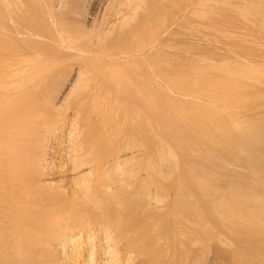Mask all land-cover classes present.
Masks as SVG:
<instances>
[{
    "label": "bare ground",
    "instance_id": "1",
    "mask_svg": "<svg viewBox=\"0 0 264 264\" xmlns=\"http://www.w3.org/2000/svg\"><path fill=\"white\" fill-rule=\"evenodd\" d=\"M175 22L264 42V27L258 26L264 23V0H0V264H128L120 205L111 207L112 199L133 202L147 215L151 234L174 216L169 203L158 205L170 195L183 204L180 211L204 219L197 197L184 190L179 172L173 174L180 147L165 139L183 135L184 103L161 94L160 87H174L192 100L203 91L210 105L201 110L207 121L200 141L213 135L216 144L238 140L254 157L248 163L260 165L254 174L264 175V101L246 102L264 99V58L223 67L224 76L219 64L209 62L196 74L176 70L171 44L162 40L173 35ZM193 171L191 179L208 185L210 177ZM258 180L231 182L230 194L209 196L214 217L236 232L261 236L264 178Z\"/></svg>",
    "mask_w": 264,
    "mask_h": 264
},
{
    "label": "rangeland",
    "instance_id": "2",
    "mask_svg": "<svg viewBox=\"0 0 264 264\" xmlns=\"http://www.w3.org/2000/svg\"><path fill=\"white\" fill-rule=\"evenodd\" d=\"M177 1L178 0H174L175 3ZM172 9L173 10L176 9V11H177L176 7H173ZM230 10L231 9H226L225 11H230ZM235 11L237 12L238 15L242 14L241 9L237 8V9H235ZM175 12L173 11L172 14H174V16H177V13H175ZM244 18H247L246 20L249 21L248 16H246ZM244 18H242V19H244ZM179 24H181L180 26H184V27L179 28V26H178ZM258 24H259L258 26L264 27V23H258ZM202 25H201V23H198L196 25H192L191 23L186 24V23L175 22V24L172 26V30L174 31L173 32L174 37H173V35L170 38H165V36L162 37V40H169V42L171 44L170 48H172V49L170 50V53H171V60H173V62H174L173 63L174 69H176V70L179 69V71H189V72H192L193 74H196V70L198 67H200V65H203L204 63L209 62V63L219 64L222 67V71H221V67L218 68L220 71L219 74L223 75L224 74L223 67L224 68H226V66L237 67V65L240 62L242 64H247L251 60H258L260 58L261 59L264 58V45H263L264 42H262V41L250 42L246 37H242L243 39H241L240 37L235 38V37L229 35L228 32L226 33L224 31L217 30V29L212 30L206 24H202ZM210 40L211 41L214 40V41L211 42ZM229 44H230V46H229ZM242 45H243V48H241ZM183 46L185 48V49L183 48L184 50L181 49ZM185 46H187V49L189 47V50H187ZM245 46H247V47H245ZM233 47L236 49H234ZM252 49L254 52L252 51ZM257 49H259L261 51H258ZM189 51H191V52H189ZM255 53H257V54L254 55ZM220 55H222L223 57L222 56L220 57ZM205 56H207V57H205ZM210 56H212V57H210ZM243 59H245L246 61ZM232 64H234V65H232ZM203 79H204V77H203ZM159 91L161 92V94H166L168 96H175L184 103L183 104L185 107L184 113L186 115L185 120L188 119L189 121L187 120V123L185 122L184 126L181 128V132L183 133V135L180 134L179 136H174L172 138L173 134L171 135V134L167 133L171 137L166 134L167 138L165 137V139L166 140L168 139L167 140L168 142L174 140L179 145V147H180L179 149L181 152L179 151L178 162L174 166V168L176 167L175 168L176 170L174 168H172L175 170L173 174H178V172H179L180 178L185 180L183 187L185 185L186 186H185L184 190L188 188L187 189V191H189L188 193H190V195L192 193L193 196L197 197L195 199V202H197L196 200L198 199V202H197L198 207L197 208H199V209L201 208L200 209L201 213L203 211L202 214L200 213L202 218L204 215H206L205 217L208 220H206L205 217H204L205 220L204 219H196V216H195L193 210H192L193 216L191 215V213L189 211H187V212L185 210L180 211V209H182L181 206L183 204L181 203V201H177L179 199H177L175 195L174 196L170 195L168 198L167 197L165 198L166 204L164 202V199L162 198L163 200L162 199H160V200H162L163 202L159 201L158 205L161 203V205H159V206H161V207L164 206V208H165L166 207L165 205H167L169 203L168 205L170 206V208L171 209L174 208V209H172L174 216L171 218V222L167 228L165 226H163V225H165L164 220H163V221H161V224H163L162 228H164V230L161 228H157L156 232H152V234H151L150 226H149L150 223L148 220H146L147 215L143 214L139 209H138L139 210L138 211L133 202L127 201V200L126 201L122 200L125 202H122L120 200H115V199L110 200L109 204H112L114 202V205H112L111 207L115 206V208H116V207H119V205H120L119 211H117L118 214H120L119 216L121 218L120 219L121 222H120V225H118V228H119V231L121 229L123 232L122 233L120 231L121 237H122L121 241H122V245L126 246V248H124V250H127L129 258H130V259H128L129 261H127L128 264H130V263H132V264H167V262H171L168 264H247V263H249V264H255V263L256 264H258V263L264 264L263 263L264 253H261V250H262V252H264V247H263L264 243H262V241L264 242V235H263L264 233L261 234V236H260V234H256L257 236H255V235H252L253 233L251 231L247 232V230H243V229H240V231H239V229H237V231H239V232H236L235 226L233 229L232 226L230 227L227 224H224V223L222 224L221 219L215 218L214 217L215 211H214V208L212 206L213 204L209 205L210 201L212 203V199H210V197H213L216 195H222V194H226V193L230 194V191L232 190V187H233V184H231V182L239 185L243 181H245L246 179H252V180L255 179V181H257L260 178L262 180V178H264V177H262V176H264L262 173L259 172L260 174H262V175H260L262 178L259 176V173H258V176H259L258 179H257L258 176L256 175L258 172V170H256V169L260 165L256 164L257 162H252L251 165L248 163V160L251 159V161H253L252 159L254 157L251 158L252 155L250 153H248V151L244 150L245 147L243 149L242 148L243 146H241V149H240V147H239L240 142L238 140H235L234 138H230V139L224 138V140H226L224 142H227L226 144L225 143L223 144L222 142H221V144H216L217 136H214V135L212 136L211 140H209V142L210 141L214 142V144L209 143L208 141H205L206 140L205 136L202 138L203 142L200 141L201 139L199 137L202 135V133H203L202 131L205 127L204 124H206V121H207L206 116L201 115V110L203 111L204 107H206L207 105H210V102L208 100L206 101L207 97H205L206 95L204 93H202L203 91H200L199 93L196 92L197 93V94H195L196 100L195 99L192 100L190 95H182L181 96L180 93L174 87L173 88L160 87ZM251 98L248 99L246 102L248 104L251 103V105H253V106L254 105H256V106L260 105L261 102L264 101V99L262 97H261L262 98L261 99L258 96H254ZM254 99H256V100H254ZM162 101L164 102L165 99ZM258 101H259V104L258 103L253 104V103L258 102ZM163 102H162V105L166 106L167 103L166 102L163 103ZM206 102H207V104H206ZM204 104H205V106H204ZM193 110H194V112H193ZM197 114H198V116H197ZM187 115L189 116V118L187 117ZM197 117H200V119L202 118V121ZM203 118H205V120H206L205 122H204ZM193 119H195V120H193ZM194 121H196V122H194ZM190 123L191 124L193 123V125H191ZM194 125H196V126H194ZM200 126H203V127H200ZM212 126L214 127V125H212ZM191 128L194 130H192ZM195 130H197L198 132H196ZM184 133L187 134L188 138L184 137ZM197 133H199V134H197ZM162 139H164V138H162ZM233 141H237L238 143L237 142L234 143ZM229 143H231L230 145H232V144H234V145L230 146V145H228ZM211 144L213 147L211 146ZM235 144H237L238 146ZM262 144H264V140H263ZM192 145H194V146H192ZM218 145H219V148H218ZM190 151H192V152H190ZM198 154H200V156H198ZM262 156L264 158V155H262ZM207 157L211 158V159H206ZM244 158H245V160H244ZM247 158H249V159L247 160ZM238 160L239 161L241 160L242 162L241 161L240 162L245 164V166L246 165L249 167L252 166V167H250L251 172H250V170H248V167L245 168V170L247 169L245 171L243 168L244 165H241V163ZM236 164L239 166L241 165L242 167L236 166ZM254 165H255V167H254ZM196 166H198V167H196ZM200 166H201V168H199ZM216 166L222 168V170L220 168L217 169ZM202 168H204V169L206 168L205 172L203 171L204 169H202ZM235 168L237 169V171ZM241 168L244 171L241 170ZM190 169H191V171H190ZM213 169H216L217 172L219 171L220 174L217 177L215 175L210 174V172L213 171ZM231 169L232 170L235 169L234 172H232ZM252 169L254 170V172H256V174H254ZM258 169H259V167H258ZM261 169L264 170V167H262ZM226 170L228 172H226ZM187 171H190V172L193 171L196 174H200V175L205 173L207 175V178L210 177V179L206 180V181H208V183L205 181V184L207 183L208 185L205 186L202 183V185H203L202 186L200 183L195 181L193 177L191 179V177H190L191 173L187 172ZM141 173H144L143 169H141ZM234 174H235V176H234ZM238 176L240 179L237 178ZM218 178H220L219 181H218ZM260 179L258 181H261ZM173 180H175V179H173ZM214 180L216 181V183H215L216 185L214 184V182H211ZM217 181L220 183H218ZM186 182H187V184H186ZM225 184H226V187H225ZM227 184H228V187H227ZM208 186H210V188ZM205 187H206L207 192H204ZM218 187H220L219 190H218ZM236 187H238V186H236ZM221 188H222V190L224 189L225 192L221 191V194H220L219 191ZM212 190L213 191L216 190V191L213 192ZM181 191H182V189L180 190V192ZM202 192H203V194H202ZM166 199H168V201ZM175 200L177 201L176 204H174V202H176ZM117 201H119V202L116 203ZM129 202L131 204H129ZM173 204L175 206H173ZM202 205H203V207H202ZM130 206L131 207L133 206L134 208L128 210L130 208ZM202 208H204L205 211H206V209H208L209 211L212 210L211 212H214V213H211V212L210 213L213 214V216L211 214H209V211H206V213H205V211ZM134 209H136L137 213H140V214L137 215V213H135ZM179 213H181V214H179ZM133 215L135 217H133ZM141 215H142V217H140ZM175 217H177V218H175ZM183 217L185 219H183ZM144 218H145V220H144ZM217 219H218V221H217ZM191 221L193 223H190ZM195 221H196V223H194ZM200 221H202V223ZM133 222H135V223H133ZM177 222L179 224L181 223L180 226L178 225ZM197 222L198 223L200 222L199 225H196V224H198ZM210 222L212 225L210 224ZM214 222H215V224H214ZM139 223L141 225H139ZM173 223H175V225ZM203 223H206L204 225L205 227L203 226ZM147 225H148V227H147ZM200 225H202V226H200ZM159 226L161 227V225H159ZM175 226H179V228L178 227L175 228ZM183 226L184 227L186 226L187 228L186 227L183 228ZM198 227H200V228H198ZM206 227H207V229H206ZM208 227H210L212 229V231L209 228L210 232H208V230H209ZM215 228L217 229L216 232H215ZM137 229H138V231H137ZM143 229H144V232L142 233ZM182 229H185L186 232H185V230L182 231ZM191 229H192V231H191ZM194 229H196L197 231ZM179 230L182 231V233L179 232ZM163 231H165V232H163ZM172 231H174V233ZM189 231L193 234H191V233L189 234ZM195 231L197 233H199L198 234L199 236H197V233ZM198 231H200V232H198ZM148 233H150V235L147 236ZM161 233L163 235H161ZM164 233H165V235H164ZM184 233H187V234H184ZM195 233H196L197 237L191 236V235H195ZM238 233H243L244 235L243 234L241 235ZM123 234H125V235H123ZM249 235H250V237H248ZM125 236H128V237H125ZM188 236H190V238ZM147 237L149 240L147 239ZM161 237L163 238L162 241H161V239H162ZM251 237L253 239H251ZM129 238H130V241H129ZM158 239L160 241H158ZM164 240H166L165 241L166 243L164 242ZM245 241H247V242H245ZM257 242H259V243H257ZM157 243H160L161 247H159L160 245H158ZM161 243H163V244H161ZM248 243H249V245H248ZM154 244H156L157 246ZM260 244H261L262 248L260 247ZM258 248H259V250H258ZM132 249H133V251H132ZM134 249H136V250L134 251ZM144 249L147 251H143ZM128 250H130V251H128ZM139 251H141V254ZM255 251H257V254ZM244 252H246V254ZM142 254H144V255H142ZM242 254H243V256H241ZM251 254H253V255H251ZM156 255H158V256H156ZM249 255H251L252 257L250 256V258H249L248 257ZM259 255L260 256L263 255V256L260 257ZM164 256L166 259H164ZM169 258L171 259L170 261H169ZM242 258H244V259H242ZM245 258H246V260H245ZM154 259H157V260H154ZM245 261H246V263H245Z\"/></svg>",
    "mask_w": 264,
    "mask_h": 264
}]
</instances>
